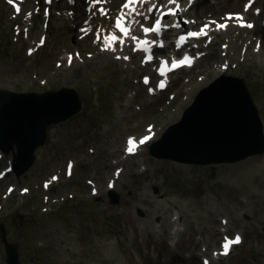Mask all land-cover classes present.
<instances>
[{"label": "rangeland", "instance_id": "1", "mask_svg": "<svg viewBox=\"0 0 264 264\" xmlns=\"http://www.w3.org/2000/svg\"><path fill=\"white\" fill-rule=\"evenodd\" d=\"M69 32L64 30H58L55 32V50L54 48H43L40 50V55L31 64H26V58H23L22 50H8L7 46L3 44L8 43L9 31L8 28L4 27L0 23V85L6 83L11 86L12 83L24 77L27 81L30 79L33 88L38 85V78L46 77L47 82H54L57 79L62 78L66 83L70 82L73 77L79 79V89L82 93H87L88 99V75H94L93 68L100 67L103 70V77L99 79V93H100V108L93 109L91 115L84 122L88 124L84 126L81 132L90 137H94L98 141L99 146L104 150L113 142H117L122 139L124 131L135 130L133 127L139 126L136 130H140V127L147 120L158 118L160 115L165 114L167 122H169L170 115L173 111L167 106L170 102L166 103L161 101L163 104L161 112L157 105H146L142 108V112H137L130 107H124L121 105V101L124 100V94L122 89L116 83L117 69L111 64V61L107 58L97 57L93 60H86L84 62L77 61L79 64V71L74 73L73 63L71 66L64 65L62 61L58 66L55 64V60L58 58L57 51L60 47L66 46V42L62 40V37L69 38ZM75 42L72 40V44ZM70 45L72 47L73 45ZM209 64V62H207ZM25 70V72H22ZM261 91L258 88L254 89L256 103L259 99V93ZM81 93V97H83ZM84 98V97H83ZM264 116V109L261 111ZM173 120V119H172ZM173 121H176V117ZM102 122L111 123L112 127L108 132H104L101 129ZM172 122V121H171ZM64 145L67 144L66 139H62ZM171 151L173 150L172 147ZM55 157L59 158V152L55 153ZM107 155H103V158ZM50 158V156H48ZM153 159V158H152ZM55 159L51 162L54 163ZM238 162V163H237ZM237 162L229 164H223V166H234L241 168L239 172L245 170L251 175V181H247L250 185L251 193L256 198L254 202L255 207L259 209L258 213L262 224H264V200L259 199L257 191H261L264 188V184L259 183V177L264 176V151L260 154H255L246 157L244 160L241 159ZM196 163L194 167L189 166L191 172L194 174L198 173L200 166L203 164ZM241 165H243L241 167ZM35 166V165H34ZM219 167V166H217ZM102 169V167H101ZM207 170V168H206ZM158 193L151 196L159 200L168 201L172 199L174 190H181L183 192V204L186 207L185 215L187 224L191 227L195 226L199 229L205 230L209 234V240H213L214 236L212 233L213 224L209 222L208 214L201 211L194 204L188 206L187 200L195 199V195L192 196L193 191L189 189V179L186 178V183H181V176L178 177L172 184L167 182H159ZM138 178H134L129 174H126L124 181H121L117 185V193L120 198L119 202L112 204L107 199L99 200H88L80 202L78 199L69 204L64 212L57 215H52L47 221L54 220L56 227L64 229L67 233L70 227L74 226L78 236L73 241L75 256L68 264H136L132 258V251L140 253L142 250H146L148 247L145 245V236L148 233L146 228L144 231H140L137 236H134L133 232L129 229L119 230L118 232L104 233L105 229H97V220H107L110 216V210L116 205H122L123 197H129L131 194L135 197V190L137 188ZM125 185L123 188L121 185ZM77 181H74L71 185L76 187ZM68 188V187H66ZM64 189V188H63ZM217 193L222 198V203L226 207L229 203L233 202L234 199L227 193L224 195L221 192V188L217 189ZM145 206V204H142ZM103 206L104 210L101 212L100 207ZM147 208V204H146ZM143 209V214L147 216V220L141 222V224L147 226L149 223V216ZM114 208V211H117ZM188 212H191L189 214ZM199 215L201 219L199 218ZM258 216H251L248 219L250 228L249 235H252L254 228L252 227L254 219ZM85 221L90 223V230L85 227ZM0 222L4 223L6 230V237L10 241L19 242L17 245L19 253V264H62L60 261V255L65 251L58 250L56 247L45 246L44 248L35 249L32 244L34 238V232H37L36 227L39 222H24L19 223L17 218H14L13 214L2 215ZM116 224L120 223V218H115ZM45 225V224H43ZM259 241V246H256L258 252L251 251L246 244H242L238 248H234L231 256L222 259L217 264H248L249 260L247 257H257L259 264H264V233L253 234L250 241ZM70 242V241H69ZM3 243V242H2ZM2 247V244H1ZM161 251L158 259L155 262H139L137 264H184L180 261V257L169 252L164 246L160 245ZM57 251V252H56ZM66 256H71V251L64 253ZM260 256V257H259ZM31 258V259H30Z\"/></svg>", "mask_w": 264, "mask_h": 264}, {"label": "water", "instance_id": "2", "mask_svg": "<svg viewBox=\"0 0 264 264\" xmlns=\"http://www.w3.org/2000/svg\"><path fill=\"white\" fill-rule=\"evenodd\" d=\"M212 100H221L219 105L222 113H207L206 107L208 96ZM3 102L12 98L9 94L2 95ZM14 98V97H13ZM199 102L187 112L195 115L198 111L199 124L196 130L203 132L202 136L191 137L186 133L188 149L184 156L195 161L206 162L207 160H235L258 151L264 144L261 135L260 122L251 100L244 89L238 83L221 90H212L202 95ZM197 113V112H196ZM24 121L22 122V124ZM212 130V131H211ZM171 129L168 135L171 134ZM212 138L209 140L207 136ZM206 139V141H205ZM208 142H211L209 144ZM175 149V148H174ZM9 260L17 264L16 252H9Z\"/></svg>", "mask_w": 264, "mask_h": 264}, {"label": "bare ground", "instance_id": "3", "mask_svg": "<svg viewBox=\"0 0 264 264\" xmlns=\"http://www.w3.org/2000/svg\"><path fill=\"white\" fill-rule=\"evenodd\" d=\"M74 24V20H68L66 22V25H69L70 28H72ZM90 60H93V59H90ZM79 67L81 68L82 66H79V64H76L75 63V66H74V73L75 72H78L80 69ZM76 74V73H75ZM200 84L197 83V86H199ZM192 91H194V88L191 89ZM219 102H221V100H212V96H208V99L206 101V107L209 109L207 110L206 112L207 113H218L219 115L222 113V109L219 105ZM8 103H10V101H8ZM197 106V105H196ZM194 106V107H196ZM193 107V108H194ZM194 112H195V115L192 116L191 113H188L187 110L182 114V117L181 119H176V121H173L174 118H175V115L174 114H171L170 115V118H169V127H168V130L169 131L170 129L172 130L171 131V134L168 135V137H165L163 138L161 141V145L163 148L165 149H168L169 147H172V148H175V150L178 152V153H181L183 154L184 151H187L188 149V142L186 144V133H188L189 135H191V137H194V136H202L203 135V132H200V131H197L196 128H197V125L199 124V119L198 117V111H196V109H194ZM197 112V113H196ZM173 119V120H172ZM172 121V122H171ZM166 131V132H167ZM212 131V130H211ZM165 134H168L165 133ZM164 134V135H165ZM163 135V136H164ZM210 137L212 138V134L210 135ZM158 140L157 143L160 141ZM206 141V139H205ZM209 144H211V142H208ZM243 165H241L242 167ZM241 169V168H240ZM232 190L230 191H227V192H231ZM180 219V218H179ZM174 223L177 225L179 222H177V218L174 219ZM241 244V243H240Z\"/></svg>", "mask_w": 264, "mask_h": 264}, {"label": "snow or ice", "instance_id": "4", "mask_svg": "<svg viewBox=\"0 0 264 264\" xmlns=\"http://www.w3.org/2000/svg\"><path fill=\"white\" fill-rule=\"evenodd\" d=\"M9 2L11 3L12 2V0H9ZM170 2H174V0H170ZM17 11H19V8L17 7ZM229 18H231V17H229ZM242 19V18H241ZM159 24H160V21L159 20H157V22H156V26L154 27V28H145L144 29V31L147 33V32H149V31H159ZM227 25L225 24V25H220L219 27H226ZM243 26V25H242ZM247 27H252V25L251 24H248V25H246ZM117 27H120V22H119V20L117 21ZM205 27H207V25H205ZM121 30L122 31H124V29L123 28H121ZM206 33L204 32V29H201V31L200 32H198V33H189L188 35L189 36H199V35H205ZM115 37H113V39H114ZM184 39V37H181V40H183ZM70 62H71V58H70ZM190 62V60H189V58H187V57H185V59L184 60H181V61H173L172 63H173V67H178L180 64H184V63H189ZM146 82H147V78H146ZM160 87H164V84H163V82H161V84L159 85ZM149 139V137H147V136H145L143 139H141L140 140V143L142 144V143H144L146 140H148ZM128 143H129V145H130V147L127 149L129 152H132V151H134V147H135V142H134V140L133 139H129V141H128ZM53 179H55V177H53ZM240 242V237H239V235H237L236 237H235V239L234 240H232V241H229L228 243H225L224 244V249H225V254H227V251H228V248H229V245L230 244H233V243H239Z\"/></svg>", "mask_w": 264, "mask_h": 264}]
</instances>
